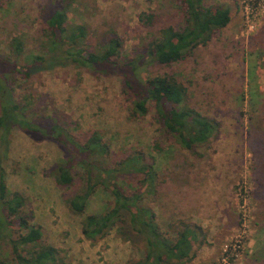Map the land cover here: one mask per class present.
I'll return each instance as SVG.
<instances>
[{
  "label": "rangeland",
  "instance_id": "rangeland-1",
  "mask_svg": "<svg viewBox=\"0 0 264 264\" xmlns=\"http://www.w3.org/2000/svg\"><path fill=\"white\" fill-rule=\"evenodd\" d=\"M48 1L52 0L3 1L0 55H8L13 37L23 41L27 55L39 52V14ZM243 1L205 0L206 7L228 8L229 24L184 61L169 67L150 63L141 73L143 79L173 75L187 89L186 105L217 123L216 134L203 146L185 150L165 136L154 119L151 101L144 119L130 120V103L117 75L95 77L85 68L67 64L37 72L12 86L16 100L27 98L39 116L57 118L72 135L102 134L111 152L100 161L102 165L110 167L127 156L141 155L142 163L154 173L152 184H156L158 197L149 205L158 221L199 230L191 264H216L223 245L239 231L244 212L248 236L235 264H264V0ZM142 12L156 16L153 27L139 24ZM248 13L251 30L246 27ZM68 18L87 29L90 43L109 29L116 31L130 57L157 36L160 28L180 29L184 24L179 0H71ZM63 157L54 142H35L18 128L4 141L0 133V169L8 196L16 193L24 200L21 214L31 226L40 228L43 244L55 247L64 264H127L141 259L142 240H126L117 229L101 241L84 239L82 217L67 212L61 191L44 174L62 163ZM223 171L226 180L220 176ZM211 173L231 189L223 186L219 191L225 193L224 202L229 198V211L226 226L220 225L217 234L214 224L206 227L205 218L212 210L209 192L204 196L199 192L203 187L200 177L207 186ZM142 177L134 173L120 184L127 190L140 188ZM240 191L247 192L244 204L238 197ZM110 199L108 191L98 189L85 214L103 213ZM196 201L204 202L199 213L194 209ZM14 231L5 223L0 230L2 259H10L9 239Z\"/></svg>",
  "mask_w": 264,
  "mask_h": 264
},
{
  "label": "trees",
  "instance_id": "trees-1",
  "mask_svg": "<svg viewBox=\"0 0 264 264\" xmlns=\"http://www.w3.org/2000/svg\"><path fill=\"white\" fill-rule=\"evenodd\" d=\"M3 1L0 0V7ZM179 2L183 8V27L160 28L157 36L135 51L134 57L126 55L124 40L112 29L90 43L87 29L69 21L71 0H52L43 6L39 14L38 53L27 55L23 41L13 37L8 55H0L1 141L13 128H18L35 142L44 139L54 142L63 152V161L44 174L61 191L67 212L82 217L84 239L101 241L117 229L126 240L138 237L144 243L143 257L127 264H189L199 230L178 222L163 225L158 221L157 213L149 205L158 197L156 184H152L154 173L152 167L149 169L142 163L141 155L127 156L110 167L102 165L100 161L111 155L102 134L92 131L78 137L72 135L57 118L39 116L27 98L16 100L12 86L18 80L28 81L37 72L67 64L85 68L95 77L117 75L130 103V120L144 119L149 112L147 103L151 101L159 129L180 148L192 150L208 144L218 125L186 105L187 89L183 84L173 75L144 79L141 75L150 63L169 67L184 61L230 22L228 8L206 7L205 0ZM155 17L153 13L142 12L138 22L142 28H150ZM134 173L143 175L138 181L142 186L124 189L120 180ZM100 188L111 197L106 210L86 215L89 199ZM23 205L24 200L18 194L8 196L4 171L0 169V230L4 223L10 230L15 228L9 239L10 259L0 258V264L8 261L9 264H64L55 247L43 244L40 228L31 226L21 214Z\"/></svg>",
  "mask_w": 264,
  "mask_h": 264
},
{
  "label": "crops",
  "instance_id": "crops-1",
  "mask_svg": "<svg viewBox=\"0 0 264 264\" xmlns=\"http://www.w3.org/2000/svg\"><path fill=\"white\" fill-rule=\"evenodd\" d=\"M221 174L222 175H220V176L225 175V180H226L227 173L225 171H223ZM200 178H201L200 183L203 184V187L199 189V192L203 196L207 192H209V198H210V202L212 205L210 208L212 210H210L208 216L205 218L206 223H208V225H206V227L210 228L212 226V224H214V231L217 234L218 227L220 225L226 226V224H225L226 211H229V205H228L229 198L224 202V195L222 196V194H225V193L219 194V191L221 190V187H223V186H227V188L229 190H231V189L229 188L227 182L223 181V184H222L223 179L221 177H219L220 178L219 179L218 175H212V173H211V175H209L210 180L207 182V186H206V183H205L203 177H200ZM224 189L226 190V188H224ZM228 194L230 196V191L228 192ZM221 196H222V198H221ZM206 198L207 197H204L203 200ZM207 200H208V198H207ZM226 203H227V206H226ZM195 205H196V207H194V209L196 210V213L197 212L199 213L200 209H204V202L198 203L196 201ZM199 217H200V215H199ZM192 260L189 264L192 263Z\"/></svg>",
  "mask_w": 264,
  "mask_h": 264
},
{
  "label": "built area",
  "instance_id": "built-area-1",
  "mask_svg": "<svg viewBox=\"0 0 264 264\" xmlns=\"http://www.w3.org/2000/svg\"><path fill=\"white\" fill-rule=\"evenodd\" d=\"M252 0H244L243 2L248 4H251ZM246 8V7H245ZM249 13H248V18L246 20V27L248 30L252 29V24L249 23ZM246 191H240L238 193V197L240 201L244 204L245 199H246ZM241 218V224L239 227V231L237 232L236 235H234L230 240H228L222 247L219 258L217 260L216 264H235L241 257L243 251H244V246L245 242L247 239V220H246V214L245 212L242 214Z\"/></svg>",
  "mask_w": 264,
  "mask_h": 264
}]
</instances>
